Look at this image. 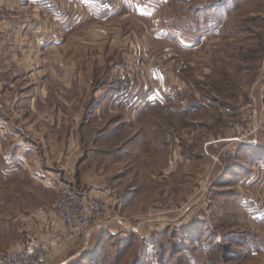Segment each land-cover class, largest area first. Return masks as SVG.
<instances>
[{
	"label": "rangeland",
	"instance_id": "rangeland-1",
	"mask_svg": "<svg viewBox=\"0 0 264 264\" xmlns=\"http://www.w3.org/2000/svg\"><path fill=\"white\" fill-rule=\"evenodd\" d=\"M41 1L51 22L60 8L61 27L87 16L77 32L88 39L64 38L60 58L44 56L46 70L59 59L62 75L68 67L67 81L46 71L49 93L77 102L9 120L0 207L56 205L65 185L109 205L88 238L45 248L47 264H250L261 249L236 242L264 239V157L245 167L255 157L226 130L250 105L264 107V0H236L215 27L198 21L201 0ZM97 5L108 7L103 16ZM118 24L120 39L110 34ZM20 106L0 102L31 110ZM3 233L0 243L11 242Z\"/></svg>",
	"mask_w": 264,
	"mask_h": 264
},
{
	"label": "crops",
	"instance_id": "crops-1",
	"mask_svg": "<svg viewBox=\"0 0 264 264\" xmlns=\"http://www.w3.org/2000/svg\"><path fill=\"white\" fill-rule=\"evenodd\" d=\"M235 1L213 0L211 5H207L205 0H201L200 4H198L201 7L196 12L198 21L202 24L212 23L214 27L218 26L220 24L219 18L233 10ZM43 4L44 2L42 3L41 0H0V102L5 104L16 102L18 103V107H22L20 105L26 103L31 108L30 111L0 110V119H4L6 124L10 123L7 127L0 126V147L4 146L5 152H7V136L8 143H12L13 128L9 120L13 118L29 119V117L39 119L38 117L42 114L44 115V111L41 110L44 104L52 102L58 104L60 102H77L76 97L67 99L63 95H52L49 93L48 84H52L53 82H50L48 79L46 80V71H48V74L50 73V77L54 75V79L51 77L54 81H61L68 74V67L63 68L62 75L59 59L54 68L50 67L46 70L44 56L46 53L51 52L54 56L57 55L60 58V49H62L61 45L64 38H75L78 33L81 35V38L88 39V31L77 32V26L79 24L80 26L83 23L86 24L87 16L85 20L80 21L78 24L75 21L72 25L65 24L64 27H61L59 16V14L61 15L60 8L54 10L53 14L58 13L54 15L55 17H53V14L49 15L52 19L51 22L46 19L48 16H46L47 13ZM83 4L85 8H88V0H83ZM75 8H77L76 5ZM96 8L92 13L102 16L108 9L106 5H97ZM117 14L119 15V12ZM202 29H204V25ZM107 33L103 32L100 35L103 36ZM110 34L111 37L120 39L122 38L121 35H123V29L118 24L116 31ZM202 34L203 36L205 35L204 31ZM3 77L4 79H2ZM9 78L12 80L11 83L8 82ZM5 82L9 86L6 89ZM15 87L18 88L12 92L8 89H14ZM100 102L99 104L101 105ZM100 105L99 107H102ZM33 107L35 110H32ZM248 108H252L258 113L261 111L252 105ZM56 109H61V106H56ZM53 113L56 119H61V110L50 112V115ZM62 126L66 127V124H62ZM68 133V135L73 137L77 132L71 131ZM36 134L40 133L36 132ZM245 144H238L234 146V149L238 148L239 145H243L244 149L253 158L255 157L253 162L245 164V167L251 168L254 166V161H261L264 157V140L260 138L255 142ZM75 145L74 143V146L71 148L75 147ZM8 149L10 150L11 147ZM256 157L259 158L256 159ZM7 163L10 162L8 161ZM239 166L242 168V163ZM259 166L260 168L262 167L261 165ZM236 170L238 169L235 168L232 171L236 173L238 172ZM11 177V174H6L3 179L7 181ZM34 178L38 179L37 177ZM14 226L16 231L23 234L22 238H19L18 235L13 237ZM17 226H20V228L17 229ZM0 230L4 232V239L11 240L9 243H0V258L5 252L20 247L28 233L35 235L44 243L46 249H53L61 244L69 247L74 243L73 238L68 235L66 229L56 216L55 203H44V200L37 206H30L27 201H24L19 206H13L5 200L4 206L0 207ZM236 243L242 250L250 249V247H259L261 249V251H254L256 252L252 256L254 258L252 260L247 258L246 263L254 264L258 260L264 262V239L260 238L255 240L244 237L243 241L240 240V242ZM49 257V254H46V262L43 264L52 261Z\"/></svg>",
	"mask_w": 264,
	"mask_h": 264
},
{
	"label": "built area",
	"instance_id": "built-area-1",
	"mask_svg": "<svg viewBox=\"0 0 264 264\" xmlns=\"http://www.w3.org/2000/svg\"><path fill=\"white\" fill-rule=\"evenodd\" d=\"M226 113L230 114L229 111ZM238 116V115H237ZM226 133L232 144H249L264 140V107L258 113L247 108L240 117L230 119ZM109 211V205L74 189L72 185L61 188L56 204V216L72 238H88L100 215ZM107 214V213H106ZM46 246L35 235L28 234L24 244L10 250L0 258V264H43Z\"/></svg>",
	"mask_w": 264,
	"mask_h": 264
}]
</instances>
